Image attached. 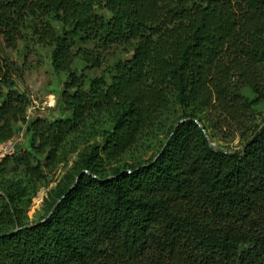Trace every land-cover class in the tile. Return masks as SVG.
I'll return each mask as SVG.
<instances>
[{"label": "trees", "instance_id": "16d2710c", "mask_svg": "<svg viewBox=\"0 0 264 264\" xmlns=\"http://www.w3.org/2000/svg\"><path fill=\"white\" fill-rule=\"evenodd\" d=\"M19 42L65 75L54 120ZM262 101L264 0H0V145L29 139L0 160V264H264Z\"/></svg>", "mask_w": 264, "mask_h": 264}, {"label": "rangeland", "instance_id": "374dc122", "mask_svg": "<svg viewBox=\"0 0 264 264\" xmlns=\"http://www.w3.org/2000/svg\"><path fill=\"white\" fill-rule=\"evenodd\" d=\"M51 50L52 48L50 47L43 48L34 44H29L28 48L25 49L23 42H19L17 49L7 50V55L10 60L16 64L18 72L22 75V79L19 80L14 74L16 88L19 91L27 89L32 99V104L28 113L29 120L36 116L48 120H54L61 116L58 93L62 88L65 75L62 74L60 77L55 75L50 60ZM106 65H108V62ZM105 70H107V67L95 69L90 72V75H100ZM245 93L253 96V93L248 89H246ZM256 109L259 112V120L263 119L264 101L258 103ZM28 140L25 131H23L17 133L13 139L8 142L11 143L14 148L17 144H21L22 147H25ZM240 143L241 141L237 138L232 141L229 147L237 148ZM155 151L156 149H152L147 153V156H151ZM12 152H14L13 149H9V147L3 149L2 145H0V160L6 154H11ZM71 163L72 161L69 163V166ZM63 171L64 168H61L58 170V173L61 174ZM55 184L56 183H52L49 188L41 189L32 199L28 207V217L30 221H35L43 215L44 211L42 207L46 193L51 187H54Z\"/></svg>", "mask_w": 264, "mask_h": 264}, {"label": "water", "instance_id": "95a60500", "mask_svg": "<svg viewBox=\"0 0 264 264\" xmlns=\"http://www.w3.org/2000/svg\"><path fill=\"white\" fill-rule=\"evenodd\" d=\"M213 145H215L216 150H218V151H220V152H223V153H226V152H227L226 149L222 148L221 146H219V145H217V144H213ZM7 147H9V149H13L14 151L17 150V149L14 148L13 145H12L11 143H9V142H5V143L2 144V148H3V149H5V148H7ZM6 155H7V154H6ZM16 231H17V229L12 230V231L7 232V233H2V234H0V236H3V235H11L12 233H14V232H16Z\"/></svg>", "mask_w": 264, "mask_h": 264}]
</instances>
